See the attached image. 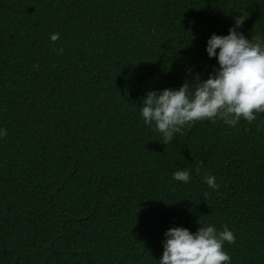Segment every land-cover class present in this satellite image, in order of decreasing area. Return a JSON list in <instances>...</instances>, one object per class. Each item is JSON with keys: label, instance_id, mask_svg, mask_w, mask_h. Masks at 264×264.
<instances>
[{"label": "trees", "instance_id": "16d2710c", "mask_svg": "<svg viewBox=\"0 0 264 264\" xmlns=\"http://www.w3.org/2000/svg\"><path fill=\"white\" fill-rule=\"evenodd\" d=\"M237 17L264 41V0H0V264H159L169 229L208 225L229 264H264V113L165 146L140 111L207 80Z\"/></svg>", "mask_w": 264, "mask_h": 264}, {"label": "clouds", "instance_id": "9594fccd", "mask_svg": "<svg viewBox=\"0 0 264 264\" xmlns=\"http://www.w3.org/2000/svg\"><path fill=\"white\" fill-rule=\"evenodd\" d=\"M244 22L243 17H237L227 36L213 34L208 40V56L218 59L219 67L207 80L197 73L192 82L186 77L178 90L146 94L140 109L143 121L149 127L155 125L154 130L162 135L165 146L175 134H183L185 127L197 121L216 123L219 119L235 127L241 119L252 123L257 114L264 113V41L259 36L249 41L239 32ZM59 39L58 33L50 36L52 43ZM57 54H63L62 47ZM34 67L39 69L38 64ZM188 76H193L191 70ZM0 136H7V131L0 130ZM200 171L198 165L196 174ZM173 179L187 184L191 176L189 171L181 170L173 174ZM204 182L214 190L219 189L216 178L210 174L205 175ZM165 237L159 264H229L231 257L224 251V245L236 243L227 225L219 232L212 225L200 226L195 234L186 228H172Z\"/></svg>", "mask_w": 264, "mask_h": 264}]
</instances>
